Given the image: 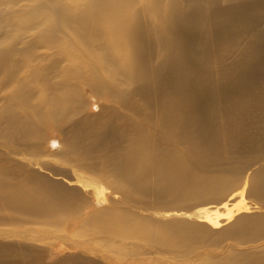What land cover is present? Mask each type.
<instances>
[{
  "label": "bare ground",
  "instance_id": "1",
  "mask_svg": "<svg viewBox=\"0 0 264 264\" xmlns=\"http://www.w3.org/2000/svg\"><path fill=\"white\" fill-rule=\"evenodd\" d=\"M19 1L0 0V121L7 122L0 126V214L32 221L0 226V264H40L55 243L67 256L50 264H264V207L246 197L253 172L229 196L202 190L193 209L185 196V185L207 184L194 176L207 177L201 164L222 155L212 135L193 138L214 123V116L202 121L198 101L212 96L213 81L229 97L242 87L239 74L249 83L264 71V0L260 9L210 14L218 25L234 22L215 31L216 54L258 29L232 67L211 59L206 9L217 0H26L29 10ZM71 8L80 11L71 15ZM85 88L107 104L101 124L85 113L95 108L82 99ZM241 105L229 114L242 115ZM52 128L63 146L45 139L46 151L43 136ZM202 143L209 152L198 155ZM41 153L71 178L56 173L63 183L50 182L36 173ZM151 180L154 189L161 184L158 199L149 195ZM173 191L184 194L163 197ZM213 193L222 195L220 206L206 205Z\"/></svg>",
  "mask_w": 264,
  "mask_h": 264
},
{
  "label": "rangeland",
  "instance_id": "2",
  "mask_svg": "<svg viewBox=\"0 0 264 264\" xmlns=\"http://www.w3.org/2000/svg\"><path fill=\"white\" fill-rule=\"evenodd\" d=\"M136 1H138V0H136ZM261 1H263V0H217L218 4L214 3V5H210V7L208 9H206L207 8V6H206V8H205L206 13L208 12L207 15H209L208 16L209 19L207 18L208 19V27L206 29V32L208 34V38L211 40V42H210L211 47H212L211 50H212V52L214 51V53H215V54L211 55V59L215 64H222L225 67L234 66L236 64V62L239 61V57L237 55V53L239 52V47L245 48L246 45H248L247 43L250 40H251L250 42H254V41L256 42V34H257L258 29H255L256 31L255 30L244 31L242 34V39L240 40V42L242 41L241 45H238L239 42L227 43L226 45L222 46L220 52L218 54H216L217 43H215V31L218 29H221L220 27L223 25H224L223 26V30H224V29L231 26L230 23L234 24V22L230 19V23H229V20L224 19L223 22L221 24H219L220 25L219 26L218 25V18H217V21H216V19L213 21V19L210 17V14L214 12L217 16L219 15V13L221 15H223L224 12L221 13V11H224L226 9L229 10L230 8L235 7V11H237L238 10L237 7H239V6L248 5V7H253V5L254 6L259 5ZM21 2H23V1L20 0L19 3H21ZM198 3H199V1L197 2L196 0H193V1L191 0L190 4L191 5H198ZM24 4H25V7L27 5H31L30 2L28 3L26 0H25ZM14 6H15V9H13V10L5 7L4 8L5 12L10 14L13 11L17 10V6L16 5H14ZM31 6L26 7V8L24 7L23 9L31 8ZM168 6L169 5H164L161 13H163L166 9H168ZM258 8L260 9L261 5H259ZM79 11H80V8H71L70 12H71V15H75ZM123 15H124V13H123ZM0 18H1V15H0ZM209 21H210V24H209ZM11 33H13V32L11 31ZM74 33H75V31H74ZM234 36L235 35H233V37ZM28 42H29V40L25 39L24 43L20 44V47L23 48V52H26ZM263 43H264V41H263ZM42 55H44V54H42ZM150 55L153 59L156 60L159 56V53H157L156 51H153L152 53H150ZM213 67L215 68L214 65H213ZM257 73L258 74L254 77L253 80L249 81V83L247 81H246L247 83L243 82L244 80L242 79V77L239 74L238 77H240V78H238V79H240L242 81L241 83H243V84H242V87L238 88V94L236 92L230 93V95H232L233 97L232 96L230 97V95H229V97L228 96L225 97L224 85L220 80L219 81H213L212 90H211L212 96L205 95L206 97L202 98L203 99L202 102H201V100L198 101L199 102V108L198 109L202 110V121H204V120L209 121L210 116H214V123H211V126L206 125L207 124L206 123L205 124L206 128L204 130L202 128L199 130H196L194 132L193 138L195 137L194 140L200 139L202 137V135H204L205 133H207V135H212L214 137L216 145L218 146L219 150L221 151L220 154H222V155L213 161H210V162L205 161L208 164H206L205 162L203 163V165L201 164L200 172L205 174V176H207V177H202L200 174L195 173L196 175H194V176H196V177L200 176L199 178H203L204 182H206L207 184H202L198 191H196V190L193 191L195 188L192 185L191 186L185 185V187L187 186L186 188H188V192L189 193L191 192V195H194L193 197H191V195H188L189 193L185 195L186 198H189V202H190L189 204H190L191 209H193L197 206L196 202L199 203V200H200L199 199V193H201L202 190H207V191L210 190L213 192L217 189H221V191H226V194L229 196L235 190V188H237L239 185H242V183L245 180L246 175L249 172H253V175L251 177V184H249V188L246 191V197L249 201H252L254 204L259 205L260 207H264V85H263L264 84V71H257ZM171 87H173V86H171ZM82 93H83L82 99L84 101H86V100L88 102L90 101L92 103V107H94L93 104H95V108L88 107V110L85 113H89L90 116L92 114L91 117L93 119H95V121H96V122H94L95 125H97L98 123L101 124L102 123L101 118L103 117L101 115L105 116L107 104L105 102L103 103L102 101L96 102V98L92 97L93 93H91L90 89H88V88L83 89ZM218 94H221V95L218 96ZM247 97L250 98L249 101L251 103L245 102V99ZM210 99H213L214 109H216V107H217V109H216L217 115L211 114L215 111H212L210 113L209 106H208L209 103L211 104ZM155 101H158V100H155ZM140 102H142V101H140ZM239 102H241V103L239 104ZM100 103H101V110L99 107ZM200 103L201 104L203 103V104L201 105ZM244 103H246V105ZM241 104L243 105L242 115H240V114L235 115V113L229 114L230 110H231L230 107H232L233 105H241ZM246 106L250 110L247 109ZM246 110H249V111L246 112ZM153 111H154V115L156 117L159 114L162 115V113H161L162 111H160L159 108H154ZM120 112H122V111H120ZM93 114H96V115H93ZM99 116H101V117H99ZM82 118H83V116H82V114H80L77 116H73L71 118V120H72V123H74L75 121L82 119ZM96 118H98V119H96ZM198 118H200V117H198ZM209 123H210V121H209ZM6 124H7V122L3 124L0 121L1 127H4ZM78 131L79 130H76V134L78 133ZM45 134H46V136H45ZM45 134L43 136L44 139L42 142V149H46V151H48V149L49 150L52 149L51 142L48 143L49 141H53V143L57 144L58 146H59L58 142H62L61 146H63L64 139H63V135L59 129H57V128L48 129L45 132ZM34 137L36 138L37 134L34 135ZM203 137L207 138L206 136H203ZM35 138H32L33 140L32 139L31 140L34 142ZM45 139L49 140V141L47 142ZM45 143H47V144H45ZM185 145H184V147H185ZM43 146H45V147H43ZM2 148L3 147H1L0 150H3ZM55 150L56 149H53V151H55ZM53 151H52V154H53ZM194 151L198 155H204V154H207L209 152V148L206 144L202 143V144H199L198 146H196L194 148ZM50 153H51V151H50ZM39 158H40V161H39L40 166H42V167L41 168L35 167L32 169H34L35 172L38 173L39 175L45 176L46 180H48L50 182H57L58 181V182L63 183L62 180H59V178L56 177V175H55L56 173H68V174H70V178H71L72 173L69 172V170L67 168H65V165L60 166V165L54 164L53 162L49 161L48 159L45 160L44 159L45 158L44 153H41L39 155ZM52 164L55 165V167ZM47 166L51 167V169L48 168ZM51 174H53V175H51ZM192 174H194L193 171H192ZM150 184H151V188L153 190H150L149 195L158 199L159 196L157 194V191L160 190L161 184H159L156 189H154L156 187L155 186L156 180H151ZM190 189H193V190H190ZM196 192H198V193H196ZM183 194H184L183 191H179V192L173 191L171 193L164 194L163 197L165 196L164 198H166V199H177V198L181 197ZM176 195H177V198H176ZM179 195H181V196H179ZM195 197L198 199H196ZM221 198H222V195H219L218 193L210 194V195L206 196V199H208V201L206 200L207 201L206 205H209L212 207L220 206V203L222 201ZM194 203L196 205H194ZM13 215H15V217L11 219V217H13ZM254 215H258V213L254 212L252 214H242V215L238 216L237 219L239 220L242 217L254 216ZM19 217H20V215L18 214V212H13L10 214V216H3V214H0V226L2 227L4 225H9L11 228L22 227L27 222L32 221V219H26V218L17 219ZM7 222H9L10 224H7ZM114 246H115V249L119 248L118 245H114ZM49 249L51 251H47L45 249L42 256H40V259H39L40 264H46V263L50 264V263L56 262V261L62 259L63 257L67 256V254H66L67 252H64V253L60 252L63 248H62V245L59 243H55V244L49 246ZM37 264H39V263H37Z\"/></svg>",
  "mask_w": 264,
  "mask_h": 264
}]
</instances>
